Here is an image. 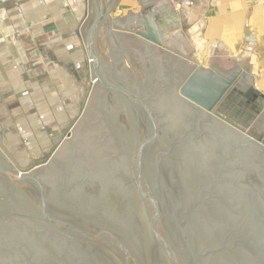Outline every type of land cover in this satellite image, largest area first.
Segmentation results:
<instances>
[{
    "label": "water",
    "instance_id": "obj_1",
    "mask_svg": "<svg viewBox=\"0 0 264 264\" xmlns=\"http://www.w3.org/2000/svg\"><path fill=\"white\" fill-rule=\"evenodd\" d=\"M110 7L88 0L74 32L96 80L74 140L24 173L0 145V264H264V113L222 114L248 76L179 87L187 62L136 16L112 30L146 42L113 37Z\"/></svg>",
    "mask_w": 264,
    "mask_h": 264
},
{
    "label": "crops",
    "instance_id": "obj_2",
    "mask_svg": "<svg viewBox=\"0 0 264 264\" xmlns=\"http://www.w3.org/2000/svg\"><path fill=\"white\" fill-rule=\"evenodd\" d=\"M115 1L108 13L113 37L145 41L112 30L113 20L130 26L134 16L141 30L151 26L158 31L163 47L147 42L149 47L189 65L179 87L197 66L203 73L213 68L224 74L240 70L248 79L242 80L222 114L236 126L253 124L263 115L264 0H148L149 11L143 8L145 0ZM87 4L88 0H0L1 147L7 145L3 132L8 123L15 121L16 130L25 123L19 115L31 114L35 122L36 115L54 110V116L61 117L60 105L66 102L70 112L64 122L60 118L58 135L52 133L54 147L80 121L96 87L83 36L74 33ZM64 82L71 84L70 91H63L66 96L60 91Z\"/></svg>",
    "mask_w": 264,
    "mask_h": 264
},
{
    "label": "rangeland",
    "instance_id": "obj_3",
    "mask_svg": "<svg viewBox=\"0 0 264 264\" xmlns=\"http://www.w3.org/2000/svg\"><path fill=\"white\" fill-rule=\"evenodd\" d=\"M87 62L86 64H91L90 59H88ZM59 79L61 80V76H59ZM63 84L64 86L60 91L63 95L66 96L65 92L63 91L67 89L70 91L71 84L66 82H64ZM237 93L238 92L231 96L229 102L234 101ZM29 102L32 103V100L29 99ZM84 109L85 108H83L82 114L85 111ZM50 111L52 112L36 115L37 118L35 122H32V120L29 119L31 117V114H25L22 116L19 115L20 120L25 119V123L23 125H20L19 130L13 128L15 126V121H13L8 123L6 131L3 132V137L5 138V142L7 145L1 148L2 155L4 156V158H7L6 160H10L11 163L15 167H17L20 172H30L37 166L46 164L58 152V148H60L63 144V142H61L57 147H54L51 137L52 133L58 135L60 131V127L58 125L60 122V118L61 121L64 122L65 117L68 116L70 111L68 110V107H66V102H63L60 105L61 117L58 115L54 116V110ZM11 117L15 118L17 117V115L12 114ZM80 118L81 116L79 117V119ZM75 124L76 126H73L72 130L65 135L62 141L66 139L74 140L75 136L73 138V134L77 131L79 121ZM64 125L65 124H61V126ZM241 127L244 129L243 126ZM52 128L54 129L53 132Z\"/></svg>",
    "mask_w": 264,
    "mask_h": 264
},
{
    "label": "flooded vegetation",
    "instance_id": "obj_4",
    "mask_svg": "<svg viewBox=\"0 0 264 264\" xmlns=\"http://www.w3.org/2000/svg\"><path fill=\"white\" fill-rule=\"evenodd\" d=\"M188 111V110H187ZM190 111V110H189Z\"/></svg>",
    "mask_w": 264,
    "mask_h": 264
}]
</instances>
